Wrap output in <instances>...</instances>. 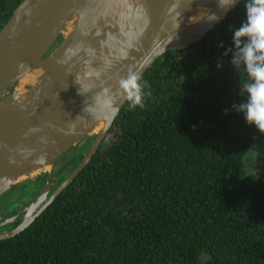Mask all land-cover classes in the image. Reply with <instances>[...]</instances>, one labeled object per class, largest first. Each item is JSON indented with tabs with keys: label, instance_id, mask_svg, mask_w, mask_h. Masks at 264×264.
Here are the masks:
<instances>
[{
	"label": "trees",
	"instance_id": "trees-1",
	"mask_svg": "<svg viewBox=\"0 0 264 264\" xmlns=\"http://www.w3.org/2000/svg\"><path fill=\"white\" fill-rule=\"evenodd\" d=\"M19 1L0 0V27ZM245 2L145 69L144 106L123 103L87 165L0 239V264H264V174L243 160L264 159V134L233 109L249 78L223 55Z\"/></svg>",
	"mask_w": 264,
	"mask_h": 264
},
{
	"label": "water",
	"instance_id": "water-1",
	"mask_svg": "<svg viewBox=\"0 0 264 264\" xmlns=\"http://www.w3.org/2000/svg\"><path fill=\"white\" fill-rule=\"evenodd\" d=\"M235 5L222 11L217 0H20L0 27V239L26 228L104 140L118 112L95 119L83 111L86 100L102 87L115 90L129 69L141 77L159 56L200 39ZM212 12L218 21H208ZM88 67L101 78H89L96 87L78 95L76 75ZM73 123L75 134L60 131ZM34 127L42 131L30 132ZM77 145L84 146L74 166L30 197L36 175ZM24 202L19 216L3 217Z\"/></svg>",
	"mask_w": 264,
	"mask_h": 264
},
{
	"label": "clouds",
	"instance_id": "clouds-1",
	"mask_svg": "<svg viewBox=\"0 0 264 264\" xmlns=\"http://www.w3.org/2000/svg\"><path fill=\"white\" fill-rule=\"evenodd\" d=\"M236 2L237 0H217V7L227 11ZM244 7L245 20L239 28L232 29L234 48L229 47L223 55L225 57L231 55L230 63L233 67H239L242 64L249 78L248 82L240 86V95L245 98V102L234 104L233 109L242 113L249 125H254L261 134H264V0H246ZM207 19L209 22H216L220 17L212 12ZM220 47H223V44ZM222 66L223 61H218L217 67ZM18 67L24 70L25 65L21 63ZM89 78L99 80L101 71L88 67L83 76L76 75L75 83L79 85L78 95L85 96L96 87L94 81L86 82ZM116 84L118 87L115 90L110 86L102 87L101 91L86 100L84 113L95 119L109 118V113L115 115L119 111L116 105L120 100L126 101L130 110L136 109L137 106L141 108L144 106L143 88L146 85H141L137 72L129 69L126 77H117ZM227 111L226 109L225 114ZM29 131L38 132L42 129L34 127ZM60 131H63L65 135H73L76 132V125L70 124L67 130L60 129Z\"/></svg>",
	"mask_w": 264,
	"mask_h": 264
},
{
	"label": "flooded vegetation",
	"instance_id": "flooded-vegetation-1",
	"mask_svg": "<svg viewBox=\"0 0 264 264\" xmlns=\"http://www.w3.org/2000/svg\"><path fill=\"white\" fill-rule=\"evenodd\" d=\"M83 146L84 145H77L70 150L64 152L57 160L56 162L50 167L48 171L40 172L38 175H36V188L31 189L29 192V196L31 197L36 193V191L40 190L46 183L52 184L57 179L62 178L65 173H67L75 164V162L79 159L80 155L83 152ZM37 191V192H38ZM22 203L20 205H16L9 209L7 213L3 214V217L17 214V216L20 215L23 205ZM3 211H6L3 209ZM2 211V212H3ZM14 224V223H13ZM9 226V225H8ZM5 226L4 228L8 227ZM3 229V228H2ZM1 229V230H2Z\"/></svg>",
	"mask_w": 264,
	"mask_h": 264
},
{
	"label": "rangeland",
	"instance_id": "rangeland-1",
	"mask_svg": "<svg viewBox=\"0 0 264 264\" xmlns=\"http://www.w3.org/2000/svg\"><path fill=\"white\" fill-rule=\"evenodd\" d=\"M108 136L109 135H106L104 140H107ZM243 160L246 174H254L256 176L264 174V159H258L254 150H247Z\"/></svg>",
	"mask_w": 264,
	"mask_h": 264
},
{
	"label": "bare ground",
	"instance_id": "bare-ground-1",
	"mask_svg": "<svg viewBox=\"0 0 264 264\" xmlns=\"http://www.w3.org/2000/svg\"><path fill=\"white\" fill-rule=\"evenodd\" d=\"M201 14V12H199L197 15H200Z\"/></svg>",
	"mask_w": 264,
	"mask_h": 264
}]
</instances>
